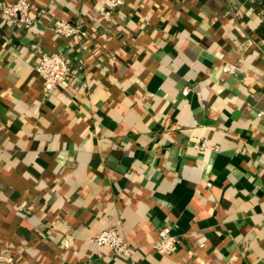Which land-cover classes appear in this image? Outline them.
I'll return each mask as SVG.
<instances>
[{
    "label": "crops",
    "instance_id": "0c3cea01",
    "mask_svg": "<svg viewBox=\"0 0 264 264\" xmlns=\"http://www.w3.org/2000/svg\"><path fill=\"white\" fill-rule=\"evenodd\" d=\"M28 1L0 13V264H264V0ZM43 51L80 68L46 91Z\"/></svg>",
    "mask_w": 264,
    "mask_h": 264
},
{
    "label": "built area",
    "instance_id": "2783aa9c",
    "mask_svg": "<svg viewBox=\"0 0 264 264\" xmlns=\"http://www.w3.org/2000/svg\"><path fill=\"white\" fill-rule=\"evenodd\" d=\"M126 0H108V3L98 8L99 13L110 19L113 13ZM43 10L40 12V14ZM0 13L21 26H30L37 17L33 14L32 5L28 0H17L12 3L0 1ZM39 14V12H38ZM55 32L61 35L82 37L87 34L79 22L67 19H57L52 24ZM80 67H74L62 52L43 51L35 69L44 81V88L50 91L54 87L70 79ZM187 89H185V92ZM173 226L166 224L159 230L158 239L154 247L163 253L173 252L177 249L180 239L172 232ZM92 240L100 246H108L114 254H130L133 246L118 231L116 227H107L97 233Z\"/></svg>",
    "mask_w": 264,
    "mask_h": 264
},
{
    "label": "trees",
    "instance_id": "16d2710c",
    "mask_svg": "<svg viewBox=\"0 0 264 264\" xmlns=\"http://www.w3.org/2000/svg\"><path fill=\"white\" fill-rule=\"evenodd\" d=\"M260 4H261V5H260ZM262 5H263V3L261 2V3H259L257 6H260V7H261Z\"/></svg>",
    "mask_w": 264,
    "mask_h": 264
}]
</instances>
